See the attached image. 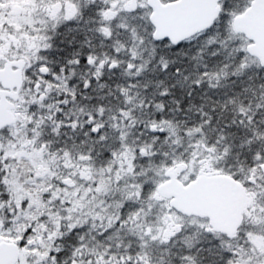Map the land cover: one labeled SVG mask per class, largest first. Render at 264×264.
<instances>
[{
	"label": "snow or ice",
	"instance_id": "1",
	"mask_svg": "<svg viewBox=\"0 0 264 264\" xmlns=\"http://www.w3.org/2000/svg\"><path fill=\"white\" fill-rule=\"evenodd\" d=\"M0 264H264V0H0Z\"/></svg>",
	"mask_w": 264,
	"mask_h": 264
}]
</instances>
